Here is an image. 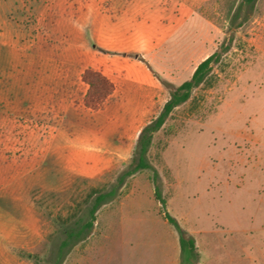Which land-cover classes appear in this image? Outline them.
<instances>
[{"label": "rangeland", "instance_id": "obj_1", "mask_svg": "<svg viewBox=\"0 0 264 264\" xmlns=\"http://www.w3.org/2000/svg\"><path fill=\"white\" fill-rule=\"evenodd\" d=\"M20 3L26 95L0 99V191H19L8 207L24 224L10 228L9 263L54 264L64 230L113 190L61 264H264V0ZM216 51L144 155L167 210L195 239L189 258L153 171L126 172L144 127ZM86 68L115 85L100 109L84 105Z\"/></svg>", "mask_w": 264, "mask_h": 264}, {"label": "trees", "instance_id": "obj_2", "mask_svg": "<svg viewBox=\"0 0 264 264\" xmlns=\"http://www.w3.org/2000/svg\"><path fill=\"white\" fill-rule=\"evenodd\" d=\"M243 1L246 3H254L256 0ZM220 57L221 52L216 51L202 60L196 66L191 77L182 82L171 92L170 97L164 104L160 114L157 116L153 123L145 126L143 131L141 132V135L139 137L141 157L136 167L126 172V175H131L134 172L144 168H149L153 171L155 197L161 204L164 217L170 224H172V226L175 227V229L179 233V245L181 254H187L189 258L191 256H193L194 258L198 257L195 239L193 236L187 235L188 232H186L180 226V223L176 219V217H174L167 210L166 199L162 196L157 182V173L144 161V155L151 143L153 134L162 127L167 117L177 106L183 104L190 98L192 90L202 84L207 75L211 72L213 64L217 63ZM81 78L88 85L87 92L83 98V102L86 107L95 110L100 109L109 99H111L112 94L115 90V85L113 81L104 73L92 68H86L82 72ZM113 194V190L97 194L89 211V219L79 228L70 227L64 230V238L59 245V255L54 264H61L65 255V249L74 245L77 241L84 239L91 232L97 209L107 200L109 196H112Z\"/></svg>", "mask_w": 264, "mask_h": 264}, {"label": "crops", "instance_id": "obj_3", "mask_svg": "<svg viewBox=\"0 0 264 264\" xmlns=\"http://www.w3.org/2000/svg\"><path fill=\"white\" fill-rule=\"evenodd\" d=\"M25 37V19L21 15L20 0H0V54L6 53L4 55L10 58L8 70L0 68V85L8 84L0 89V99H20L26 95V55L21 45ZM18 194L19 191H0V264H10V228L22 224L18 216H12L8 207L9 197L17 196L19 201Z\"/></svg>", "mask_w": 264, "mask_h": 264}]
</instances>
